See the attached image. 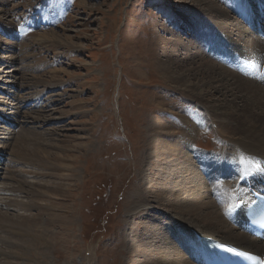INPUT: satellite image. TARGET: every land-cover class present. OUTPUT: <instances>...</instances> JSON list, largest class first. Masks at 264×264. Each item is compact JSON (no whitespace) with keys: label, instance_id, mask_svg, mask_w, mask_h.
Returning a JSON list of instances; mask_svg holds the SVG:
<instances>
[{"label":"rangeland","instance_id":"rangeland-1","mask_svg":"<svg viewBox=\"0 0 264 264\" xmlns=\"http://www.w3.org/2000/svg\"><path fill=\"white\" fill-rule=\"evenodd\" d=\"M234 1L0 0V264L148 261L142 254L138 259L128 255L131 244L125 239L127 225L135 219L126 208L132 195H139L137 189L152 206L137 214L146 228L163 223L168 232V213L191 214L173 203V185H167L169 195L159 190L144 193L149 185L158 188L161 177L156 170L163 165V158L157 161L148 150L152 132L147 126L155 115L171 124L179 122V116L184 123L201 120L190 138L192 151L186 154L204 155L203 160L195 159L194 169L203 177L201 188L209 189L208 199L214 201L212 184L218 189L217 181L223 179L220 163L227 160L225 154L242 148L233 132L247 136L248 131L229 127L226 114L212 113L216 99H222L218 94H210L212 102L196 101L160 78L159 65L167 73V66L179 70L185 55L198 51L204 62L258 83L264 92V80L256 74L264 66V50L259 43L248 48L257 61L238 57L236 47L240 50L244 43L236 41L239 34L228 21L241 22L256 42L264 38L237 18ZM244 1L252 7L259 0ZM206 44L235 53L246 67H253L252 77L215 61ZM174 128L178 132L182 124ZM29 131L40 136L38 144L29 145L43 158L30 148L27 155L17 154L16 146L34 137ZM174 135L165 141H175ZM237 163L231 167L237 168L232 179L250 177L241 170L242 160ZM228 192L225 187L220 204ZM140 226L130 231L138 233ZM171 241L176 244L175 238Z\"/></svg>","mask_w":264,"mask_h":264},{"label":"bare ground","instance_id":"bare-ground-1","mask_svg":"<svg viewBox=\"0 0 264 264\" xmlns=\"http://www.w3.org/2000/svg\"><path fill=\"white\" fill-rule=\"evenodd\" d=\"M236 2H239V0ZM236 2L234 1L232 4ZM236 5L237 8H246L242 2H239ZM217 14L222 19L226 16L223 11H220ZM228 24L230 27L232 26L234 28L236 33L239 34V40L236 41L244 43V48H240V50L236 47L238 46L236 44L237 42L235 43L236 46L234 47L237 48L238 52L236 55L246 59L247 61H249L250 58L253 59V61H257L258 58L252 57L256 56V54H253L254 51L249 50L248 48L258 45L259 43V46L264 50V42L261 40L256 42V36L251 35V33L245 30L242 27L241 22L229 20ZM223 30L228 33L226 29ZM45 37L48 38L47 35H45ZM51 37L57 39L54 33H51ZM55 41L60 40L58 39ZM66 41L67 40L65 39L64 42ZM229 45L233 44L229 42ZM202 55L203 54L198 53V51H195L194 54H186L184 60L185 63L180 66L181 69L179 70H172L167 66V63H165L168 73L165 68L163 69V67H160L159 65V70L162 73L160 78L165 79L169 83L173 84L177 89H180V91L190 95L199 102L200 100L210 102L214 101L211 99L212 95H210L213 93L222 97L221 100L216 99L218 100V103L212 105L215 109L212 113L218 114V116L226 114L224 120L227 121L229 127L244 129L248 131V134L247 136H244L233 132V135H235L234 139L236 138L240 144L239 147L241 146L242 148L237 151V154H235V150H233L232 155L225 154L226 158L224 159H227V162H219L220 166L223 168L221 176H226L229 172L230 175L232 169L231 167L237 163V160H242L241 170L251 176H245L243 178L238 177L237 179H232V175H228L229 177L227 176V178L222 177L224 179L218 182V189L216 188L215 183L212 184V189L216 194L214 201L208 199L209 189L201 188L199 181L203 179V177L197 170L194 169L195 165L193 164L195 159L203 160L201 158L204 155L196 151H194V153L192 152V155L186 154L188 151H192L190 138L198 131V125L201 120L198 118H191L190 123H184L183 116H179V122L182 124V128L177 132L174 127L178 126L179 122L171 124L164 118L157 117L156 115L153 116L152 120L150 119V123L148 122L149 126H147L152 132L151 139L149 140L150 142L148 143V150L153 151L152 155L155 156L157 161H160V159L163 158V165L158 166L156 170L161 177L158 188L154 190V185L148 184L149 181H153L152 175L150 176L151 179H149L150 177H147L146 179V184H148L149 187L147 186L144 189V193L151 190L150 193L156 194L159 190L162 193L169 195L171 187L167 185H173V192L177 193L173 198V203L185 210L190 209L191 214L184 216L183 213H168L169 217L167 218V225L171 228L168 232L164 231L163 223H158L157 225L154 222L151 223L152 225L149 228H146L142 226V222L139 221L140 219L137 217V214L143 209H148L152 206H150L148 199L142 200L141 191L137 189V193L139 195L133 194L128 200L129 203L126 208L127 213L129 215L131 214L132 217H135V219L133 223L129 222L127 225V231L129 230V234L128 236H125V239L128 244H131L128 255H135L138 259L140 254H142L144 255L143 258H148L149 260L140 261L139 259H131L128 264H194V262L189 258V255L195 251L198 246V239L201 237L213 239L224 244H230L246 252H251L259 256L264 255V244H262L260 240L240 231L229 221L223 218L227 208L230 206L233 207L235 202L241 199L240 194L243 186L250 187L251 185H257L258 183L264 185V92L258 83L244 81L238 76L229 73L224 68L215 65V63H210L208 61L204 62L205 59ZM168 63H170V61ZM4 105L7 106V103ZM14 114L15 113H13V115ZM31 120H38L40 125L44 124L46 121L44 118H31ZM140 122L142 121L140 120ZM167 130L169 131L167 132ZM31 133L34 137L26 139L25 142L28 144H24L20 147H18V145L16 146V149L19 150L17 154L27 155L28 152H30L27 149L30 148L31 153L34 156L41 155L40 151L37 152L35 147L29 145L31 143L38 144L39 139L41 138L38 136V133H35L34 131ZM172 135L177 137L175 141H165V138H170ZM90 143H92V141ZM0 153H2V151H0ZM169 157L171 158V161L169 160ZM68 161L72 164L74 159ZM229 163L231 164V167L226 168V164ZM245 163L250 164V168L247 167ZM39 167L41 166L39 165ZM64 169L67 171L73 170L70 166H65ZM154 169L156 168H153V170ZM33 174L36 175V173ZM69 176H65L64 178L69 179ZM225 187H228L229 192L225 195L222 204H220L218 199L224 193ZM56 188L57 190L60 189L59 186ZM241 195L244 199L248 197L247 194H244L243 192ZM166 199L168 198H165V200ZM224 204L225 207L222 209ZM217 209L218 212L216 211ZM240 216L241 214L238 215L237 219H239ZM159 224L161 226L160 228ZM132 226H134V228H139L140 226L141 229L138 233L136 231L131 232L130 230L133 229L131 228ZM144 234H147L148 236L144 238ZM172 238L176 239V244L171 241ZM34 239L38 242V237ZM39 245L46 247L50 246L49 242L46 241H40ZM149 247L150 250L147 251ZM88 261L89 263L92 261L91 256L88 258Z\"/></svg>","mask_w":264,"mask_h":264},{"label":"snow or ice","instance_id":"snow-or-ice-1","mask_svg":"<svg viewBox=\"0 0 264 264\" xmlns=\"http://www.w3.org/2000/svg\"><path fill=\"white\" fill-rule=\"evenodd\" d=\"M232 206H230V208H231ZM255 259V258H254ZM259 264H264V259H260L259 260Z\"/></svg>","mask_w":264,"mask_h":264}]
</instances>
